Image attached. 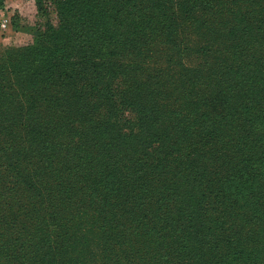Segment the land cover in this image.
I'll return each instance as SVG.
<instances>
[{
	"label": "trees",
	"instance_id": "16d2710c",
	"mask_svg": "<svg viewBox=\"0 0 264 264\" xmlns=\"http://www.w3.org/2000/svg\"><path fill=\"white\" fill-rule=\"evenodd\" d=\"M150 8L164 27L145 32L154 37V64L184 60L190 66L179 78L168 67L154 70L152 99L144 95L151 86H140L131 76L112 107L105 93L110 82L99 84L92 77L80 89L69 80L70 66L62 65L59 73L48 68V74L63 78L61 92L74 86L78 93L42 94L35 104L22 96L13 116L8 98L15 70L5 75L8 64L0 62V254L9 235L11 246L18 248L11 258L20 255L17 264L23 254H28L26 263L34 264L29 254L38 250L24 248L42 240L47 242L44 259L58 263L80 237L88 248L86 234L76 237L86 231L85 224L103 242L143 239L130 254H137V261L123 257L113 263L189 264L181 258L175 262L172 250L179 257L193 243L211 241L209 248L196 246L201 253H219V264H264V0H154ZM126 48V60L150 55L148 45ZM95 52V59L105 62L123 55ZM63 53L66 61L69 56ZM43 74L36 72L39 85L46 84ZM29 79L28 71L21 70L18 80ZM87 87L92 93H80ZM65 98L63 109L71 106L73 115L82 118V113L86 120L76 141L59 135ZM47 117L43 131L54 140L45 143L53 146L15 143L27 141ZM20 152L31 154L21 157ZM31 192L42 202L57 203L59 210L49 204L46 212L40 208L28 216L34 209L25 207ZM146 242L154 244V254L143 246Z\"/></svg>",
	"mask_w": 264,
	"mask_h": 264
},
{
	"label": "rangeland",
	"instance_id": "374dc122",
	"mask_svg": "<svg viewBox=\"0 0 264 264\" xmlns=\"http://www.w3.org/2000/svg\"><path fill=\"white\" fill-rule=\"evenodd\" d=\"M151 2H154V0H0V20H5L6 23L4 27H0V30L3 31V37L0 39V62L5 60L8 64L7 67L5 66L7 70L5 75L10 76L11 71L15 70L14 74L10 77L13 90L11 89V92H9L11 96L8 98V103L13 108V116L19 112L18 103L22 101V96H26L25 100L30 101L27 103L35 104L37 96L42 94H46L47 96L56 95L59 97L68 96L75 92L74 90L76 88L74 86L73 91L69 89L67 90L68 93H66L63 87V91L61 92V87L58 83L63 78L55 79L54 76L57 77V74H48V68L50 71L59 73L58 69H60V66L64 65L65 69L70 66L71 76H69V80L72 85L77 84L80 89L82 88L79 84L84 80H90L92 77L98 79L99 84L110 82L112 85L108 87L105 93L108 94L112 107L116 104V100L123 95V90L126 88L124 84L126 82L130 83L128 79L131 76V79H134L140 86L142 82H147V86H151V93H144V95L152 99V94L154 95V70L157 72L156 70H159V68L163 70L168 67L178 71V78L180 74H187L188 70H185V67L190 68V66L183 65V63H186L184 60L179 61L181 64L176 63L170 66L160 62L154 64V37L145 36V32L151 33L154 30L164 27L154 21V9L151 11L150 8ZM166 6L170 7V3ZM176 10L180 11L181 9ZM140 32L143 34L141 37ZM136 33L137 36H134ZM143 45H148L150 48L148 51L150 55L145 60L129 59L128 57L126 58L129 60H126L124 58L123 51L128 49L126 47ZM101 50L104 52L108 50L112 52L111 55L114 51L120 53V55L123 53V55L120 59H117V56L115 58L117 61L114 60L113 62L102 61V58L100 60L95 59L98 56L95 51L100 52ZM63 51H67L69 56L66 61L63 60ZM87 57L94 60L96 66H93L94 62L88 60ZM73 60L74 62L71 63ZM21 70L28 71V77L30 79L26 82L18 80ZM92 70L94 74H90ZM39 71L44 73L42 75L43 79H47L45 85L37 84V78L35 76L36 72ZM126 72L129 75H125ZM194 74L197 75L199 72ZM181 78L185 80V75H181ZM54 81L58 85L56 88L53 84ZM80 93H92V90L87 87ZM124 94L126 96L127 92ZM69 98L74 102V97L69 96ZM66 106L67 102L65 98L59 107L60 117L62 119L59 135L67 138L75 137L74 141H76L80 138V133L83 132L81 125L85 124L86 120L82 113H80L82 118L73 115L70 112L71 106L63 109ZM74 120H77V122L74 123ZM43 121L44 123L42 122L39 125L40 129H37V126L32 132L29 129L30 135L26 137L27 141L24 138L20 139V141L19 139L18 141L15 140V143L27 148L35 142L44 146H53L54 144L45 143V140H54V135L47 134L43 131V125L45 122H49L50 118H44ZM77 129L79 131L75 132ZM43 133L47 135L42 139ZM84 151H86V148H84ZM19 154L21 157H24L31 153L24 154L20 152ZM37 154L39 153L37 152ZM40 154L47 156V153L44 152ZM53 154L60 155L59 152ZM28 201L30 203L25 205L26 209L27 207L34 206V209H31V213L28 216H36L40 208H42L40 212H46L49 204L53 210H59L55 207L57 203L49 200L42 202L35 198L33 192L29 194ZM19 226H16V228L20 230ZM83 226L86 231L82 234L79 233L76 237L86 234L90 242L88 248L82 246L83 241L80 237L76 244L63 254L60 263L56 262L57 259L53 257L46 256V259H44L45 252L47 251V248L44 246L47 244L45 240H42L39 244L29 243L24 248V251L32 248L38 250L36 255L29 254L34 264L39 262L42 264L43 260L47 264H79L77 258L85 261V258L88 256L94 259L87 264H90V262H93V264H102V255L106 256L104 259L106 260V264H123L122 262L113 263L119 258L124 260L123 257H132L137 261V254H130L133 249V244L136 249H139L136 242L142 243L143 239L133 238L132 241L127 239L119 243L112 240L103 242L97 234H94L95 231L91 226L88 224ZM25 227H29L30 229V225H25ZM49 230L50 228L46 229V232L48 233ZM22 231L21 229L20 234L23 235ZM25 235L26 240L31 239L29 234L25 233ZM120 238L126 239L125 237ZM3 239L7 243L9 242L10 246L3 243L4 253L0 254V260L10 258L6 261L4 260V264L19 263L20 255L11 258V252H17L16 249L18 248L11 246L9 235L4 236ZM211 243V241H208L206 245L201 241L198 244L193 243L188 252L181 250L179 257L172 250L173 260L176 262V260L179 261L181 258L182 260L188 261L189 264H219L217 263L221 259L219 253H214L213 251L206 252L204 249L201 253L196 246L199 245L209 248ZM175 245H177L176 242L172 244L173 247ZM143 246L149 253L154 254V244L151 245L146 242ZM140 252L143 255V252ZM23 255L24 260L21 259V264H31L26 263L28 254Z\"/></svg>",
	"mask_w": 264,
	"mask_h": 264
},
{
	"label": "built area",
	"instance_id": "2783aa9c",
	"mask_svg": "<svg viewBox=\"0 0 264 264\" xmlns=\"http://www.w3.org/2000/svg\"><path fill=\"white\" fill-rule=\"evenodd\" d=\"M6 25L5 20H0V27H4Z\"/></svg>",
	"mask_w": 264,
	"mask_h": 264
},
{
	"label": "crops",
	"instance_id": "0c3cea01",
	"mask_svg": "<svg viewBox=\"0 0 264 264\" xmlns=\"http://www.w3.org/2000/svg\"><path fill=\"white\" fill-rule=\"evenodd\" d=\"M2 33H3V31L0 30V39L3 37Z\"/></svg>",
	"mask_w": 264,
	"mask_h": 264
}]
</instances>
